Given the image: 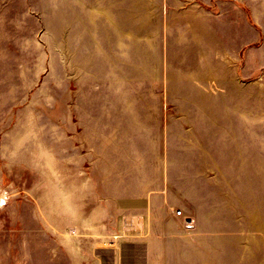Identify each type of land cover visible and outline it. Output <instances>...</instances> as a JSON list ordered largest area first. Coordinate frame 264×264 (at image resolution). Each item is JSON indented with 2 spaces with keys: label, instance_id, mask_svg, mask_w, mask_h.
<instances>
[{
  "label": "rangeland",
  "instance_id": "rangeland-1",
  "mask_svg": "<svg viewBox=\"0 0 264 264\" xmlns=\"http://www.w3.org/2000/svg\"><path fill=\"white\" fill-rule=\"evenodd\" d=\"M0 264H264V0H0Z\"/></svg>",
  "mask_w": 264,
  "mask_h": 264
}]
</instances>
